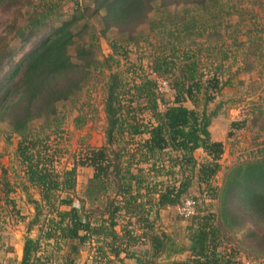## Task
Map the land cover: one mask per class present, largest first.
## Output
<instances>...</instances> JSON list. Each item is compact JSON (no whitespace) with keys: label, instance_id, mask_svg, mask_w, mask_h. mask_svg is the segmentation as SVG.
Segmentation results:
<instances>
[{"label":"trees","instance_id":"obj_1","mask_svg":"<svg viewBox=\"0 0 264 264\" xmlns=\"http://www.w3.org/2000/svg\"><path fill=\"white\" fill-rule=\"evenodd\" d=\"M13 1L0 0V7ZM172 3L183 7L170 13ZM252 7L233 0H91L90 6L77 7L69 18L40 34L51 13L33 6L14 36L25 42L39 32L40 39L19 63L10 65L6 81L0 82V122H6L8 136L18 138L15 155L21 165L23 189L31 187L39 193L40 199L27 194L36 210L27 230L35 224L38 228L36 237L24 238L21 257L6 264H76L85 245L93 246L89 255L93 264H125L128 256L137 264H253L230 249H221L220 238L225 233L218 212L193 213L181 237L159 222L161 211L190 198L184 195L194 185L201 192H211V198L221 195L224 220L236 217L226 210L231 193L229 198L249 218L264 221L262 161L231 166L218 193L211 184L220 169L223 143L211 140L208 130L218 104L209 111L207 105L232 75L223 76L221 82L218 73L224 68L227 71L228 61L237 52L243 56L240 51L246 53L252 45L258 50L257 57L264 58L253 37L262 26L257 28L248 19L233 28V17L255 15ZM85 13L99 16L105 30L116 28L126 34V44L138 42L134 31L140 25L154 32L157 43L136 80L124 84L118 73H108L104 143L88 147L80 163L58 170L55 154L46 144L47 131H57L60 126L58 103L74 98L92 71L108 65L96 56L95 34L87 31L90 25ZM84 34L89 35L88 40ZM223 36L233 42L225 44ZM116 43L112 44L115 52L125 47ZM69 46H74V55ZM202 52H216L213 72L207 77L200 67ZM108 58L113 56L104 62ZM4 64L0 57V72ZM155 77L167 80L168 100H163ZM198 149L207 156L204 162L195 157ZM78 165L90 166L93 172L75 204L70 192L76 188ZM0 191L7 195L9 182L1 180ZM42 206L48 215L40 224Z\"/></svg>","mask_w":264,"mask_h":264},{"label":"rangeland","instance_id":"obj_2","mask_svg":"<svg viewBox=\"0 0 264 264\" xmlns=\"http://www.w3.org/2000/svg\"><path fill=\"white\" fill-rule=\"evenodd\" d=\"M173 0H170V2ZM245 7H252L255 15L243 13L240 17H233V28L237 22L246 24L248 19L257 24L258 31L253 35L260 43V51L264 54V0H233ZM91 5V0H14L13 4L0 7V57L5 62L3 71L0 72V82L6 81V75L10 72L11 64L21 61L23 55L40 39L39 32L29 40L23 42L15 38L16 29L24 25L27 16L34 8L49 15L45 20L44 29L40 34L55 27L61 20L71 16L73 11ZM183 5L172 3L169 6L171 11L179 12ZM160 14V12H158ZM155 13L156 17L159 15ZM86 19L90 27L89 32H94L96 41V56L99 60L107 63L101 68L92 71L87 80L83 83L77 94L71 100L58 103L59 115L61 117L60 126L57 131L49 133L47 145L50 152H54V165L58 170L70 168L72 164L80 163L86 157L88 147H97L104 143L105 114L103 110L104 91L107 75L109 72L118 73L122 83L137 79L146 69L145 65L149 60V55L157 43L154 32H149L144 25H140L134 34L139 36L137 43L126 44V34L120 33L116 28L104 29V25L99 16L88 17ZM153 16V14H152ZM83 21V20H82ZM239 26V24H238ZM256 30L255 27H252ZM230 28L227 29V33ZM138 34V35H137ZM239 34L238 36H240ZM259 36L261 39H259ZM88 40L89 35H85ZM226 36H223L225 38ZM221 38L220 41H224ZM227 38V37H226ZM229 39V40H228ZM117 46L124 45L113 51V42ZM233 42L227 38L225 44ZM235 51L237 49H234ZM68 51L74 55V46H69ZM237 52L235 59L229 60V68L223 69L219 78H226L227 74H232L227 84L222 86L220 92L214 95V99L208 103L207 110L213 109L217 104V113L211 118L208 125L210 139L223 143V153L219 159L220 169L211 180L212 186L218 193L223 188L225 176L229 168L233 165H244L252 160L262 161L264 164V58H258L254 46H250L246 53ZM216 53V52H215ZM215 53H201V69L206 73L205 77L213 72L212 61ZM113 56V59L107 56ZM244 57V58H243ZM223 78L222 81L223 82ZM171 91L163 92L164 101L170 98ZM189 106V103L186 102ZM77 118V120H76ZM233 122H239L237 127ZM6 122H0V188L1 180L9 182L11 191L3 195L0 191V264H6L9 260L19 259L22 254V243L26 236H37V225H31L27 230L28 222L35 216V207L28 200L30 197L40 199L36 189L29 187L26 191L22 187L23 177L21 165L15 155L17 136L9 135ZM51 154V153H50ZM198 162L207 159L206 154L198 149L195 151ZM90 166L78 165L77 183L74 191L70 192L75 204H78V197L82 196V191L87 178L92 174ZM3 187V186H2ZM215 192V190H213ZM212 191V192H213ZM64 194V193H61ZM211 192H201L194 185L189 188L185 197L193 198V213L201 214L206 211L218 212L219 225L225 233V237L220 238L221 249H230L231 252L243 261H258L264 258V221L249 218L242 208L240 209L234 200L230 199L231 193L227 195L226 210L235 215L232 221H226L221 215V204L223 199L218 196L211 198ZM181 202V201H180ZM181 203L163 209L160 213V224L175 236H183L190 226L191 215L182 216L179 212ZM87 205V204H86ZM88 206H90L88 204ZM62 208H65L62 207ZM38 215L39 223L45 222L48 209L44 206ZM232 213H231V212ZM245 211V212H244ZM222 213V214H221ZM218 220V216H217ZM218 224V221H217ZM93 251L92 245H85L79 250V256L75 260L76 264H93L90 253ZM125 264H132L133 258H126ZM97 264H121L119 261Z\"/></svg>","mask_w":264,"mask_h":264},{"label":"built area","instance_id":"obj_3","mask_svg":"<svg viewBox=\"0 0 264 264\" xmlns=\"http://www.w3.org/2000/svg\"><path fill=\"white\" fill-rule=\"evenodd\" d=\"M156 85L159 91L165 92L169 89L167 80L161 77H155ZM194 202L190 198L184 199L179 205V212L182 216H189L194 211ZM253 264H264V259L253 261Z\"/></svg>","mask_w":264,"mask_h":264},{"label":"crops","instance_id":"obj_4","mask_svg":"<svg viewBox=\"0 0 264 264\" xmlns=\"http://www.w3.org/2000/svg\"><path fill=\"white\" fill-rule=\"evenodd\" d=\"M122 256H124V254H123ZM127 258H133V257L128 256ZM125 260H126V258H125ZM132 264H137V263L135 262L134 258H133V263H132Z\"/></svg>","mask_w":264,"mask_h":264}]
</instances>
